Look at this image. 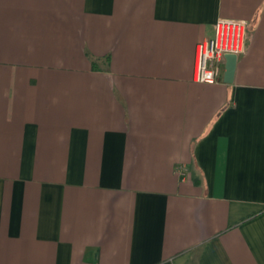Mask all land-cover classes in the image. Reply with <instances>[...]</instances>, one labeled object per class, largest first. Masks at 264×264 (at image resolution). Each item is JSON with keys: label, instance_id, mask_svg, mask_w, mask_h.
<instances>
[{"label": "crops", "instance_id": "obj_1", "mask_svg": "<svg viewBox=\"0 0 264 264\" xmlns=\"http://www.w3.org/2000/svg\"><path fill=\"white\" fill-rule=\"evenodd\" d=\"M0 264H264V0H0Z\"/></svg>", "mask_w": 264, "mask_h": 264}, {"label": "built area", "instance_id": "obj_2", "mask_svg": "<svg viewBox=\"0 0 264 264\" xmlns=\"http://www.w3.org/2000/svg\"><path fill=\"white\" fill-rule=\"evenodd\" d=\"M214 35L199 41L195 49L193 79L200 83H216L220 80L224 55H236L244 51L246 25L241 20L219 18L213 24ZM183 177L187 173L184 165L176 166Z\"/></svg>", "mask_w": 264, "mask_h": 264}, {"label": "water", "instance_id": "obj_3", "mask_svg": "<svg viewBox=\"0 0 264 264\" xmlns=\"http://www.w3.org/2000/svg\"><path fill=\"white\" fill-rule=\"evenodd\" d=\"M237 55L234 53H226L224 55V71H223V81L225 83H230L233 79L235 67H236Z\"/></svg>", "mask_w": 264, "mask_h": 264}]
</instances>
